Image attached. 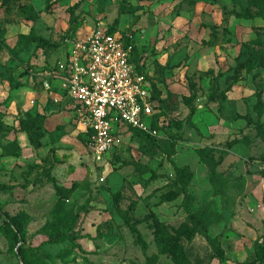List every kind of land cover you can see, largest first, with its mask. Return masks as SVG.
<instances>
[{"label":"rangeland","instance_id":"374dc122","mask_svg":"<svg viewBox=\"0 0 264 264\" xmlns=\"http://www.w3.org/2000/svg\"><path fill=\"white\" fill-rule=\"evenodd\" d=\"M11 2L10 16L0 7V264H173L158 253L154 218L178 237L188 264L252 261L254 243H264V138L256 130L264 128V20L234 13L262 7L249 0ZM118 15V36L128 37L164 104L145 132L124 130L96 164L78 108L59 83L71 22L81 26L75 39H85ZM238 62L246 67L231 84ZM192 93L193 114L183 101ZM29 115L44 118L37 149L19 130ZM206 155L226 183L221 195ZM183 182L191 213L207 212L222 257L185 234Z\"/></svg>","mask_w":264,"mask_h":264},{"label":"built area","instance_id":"2783aa9c","mask_svg":"<svg viewBox=\"0 0 264 264\" xmlns=\"http://www.w3.org/2000/svg\"><path fill=\"white\" fill-rule=\"evenodd\" d=\"M59 88L78 105L89 154L96 164L114 147L120 131L149 128L153 117L149 81L136 71L132 47L118 34L98 28L85 39L71 41Z\"/></svg>","mask_w":264,"mask_h":264},{"label":"trees","instance_id":"16d2710c","mask_svg":"<svg viewBox=\"0 0 264 264\" xmlns=\"http://www.w3.org/2000/svg\"><path fill=\"white\" fill-rule=\"evenodd\" d=\"M11 1L12 0H2L1 2L0 7L6 16H10L13 13L14 6L12 5ZM249 2L251 4L250 7L257 6V7H262V8L256 11L255 13H251L247 10H242L240 13H234V16L241 20H253L256 18H261L262 20H264V12L262 10L264 8V0H249ZM71 20H73V15H71ZM72 22L70 25V30H71L70 39L71 40L76 38L75 37L76 33L81 27L80 24L75 23V21H72ZM118 24H119V15L114 20L112 26L106 29L107 33L113 34V35L118 34L116 31V27L118 26ZM33 33H34V29H31L29 36H31ZM119 37L123 41V43L125 44L128 43V37H125V36H119ZM26 41L37 42V40L33 38H28ZM259 62H260V65L264 67V53L260 56ZM132 63L136 67L137 72L143 73L145 75V73L143 72V64L139 63L138 56L134 49H132ZM245 67H246V64L243 62H238L236 64L231 84L238 83V81L240 80V74L244 70ZM146 78L149 81V78L147 76ZM148 91H149L150 98L153 103L152 108L153 109L160 108L164 104V102L160 101L159 91L156 89L154 83H151L150 81H149ZM193 97H194V93H192V95H190L189 97H183V101L186 103V106L190 107L191 114H193L195 111V108L190 104V100ZM67 99L73 102L69 98ZM156 103L158 105H156ZM3 104L4 103H0V108L3 106ZM73 104L75 105V107L78 108V105L76 103L73 102ZM262 109H263V104L261 103L260 95H258L257 96V106H256V112L258 113V115L261 114ZM1 118H2V114L0 113V121H1ZM43 121H44V118L42 116L38 117L37 115H34V116L29 115L25 118H19V121H18L20 132L25 134L30 146L35 149L41 146L40 140L44 136V130H43V125H42ZM256 130H257V135L264 138V128H261V126H256ZM125 131H130L137 135H141L140 131H136L132 129H127ZM122 132L120 131L118 136ZM205 152L207 151H203L202 153H205ZM206 158L207 160L209 159V161H207L209 171H210L209 180L214 188V192L221 195L223 190L226 187V183L223 182L221 177L216 173L215 162L213 161L212 157H210L209 155H206ZM175 174L176 175L178 174V177H181V171L176 170ZM262 177L264 178V172H262ZM180 185L182 186L181 189L184 194V200L182 202V206L189 220L188 227L185 228V231H186L185 234H187L189 239L193 238L195 235H199L208 243L212 251L216 252L222 257L223 253L222 251L219 250L216 239L211 238L208 234L209 220H208L207 212L204 210H201V211H198L197 214H192L189 209L190 198L187 196V193L185 191L186 182H183ZM5 189L8 190V187H6ZM263 204H264V199H263ZM152 222H153L152 226H153L154 242L158 249V253L161 255L169 256L173 264H188L187 258L183 253L178 237L171 234V232L166 227V225L163 222H160L157 218H154ZM131 231L137 234V231L134 229V227H131ZM63 240H66V238L61 237L55 240H51L49 244H59ZM253 254H254V259L244 264H264V243L260 244L259 241L255 242L253 245ZM151 258L155 260L156 256L154 255ZM23 264H29V263H23Z\"/></svg>","mask_w":264,"mask_h":264}]
</instances>
